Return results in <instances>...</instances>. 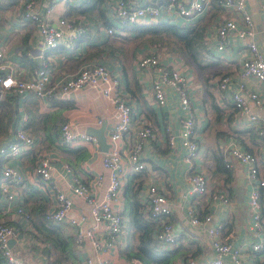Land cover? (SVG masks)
<instances>
[{"label":"crops","instance_id":"obj_1","mask_svg":"<svg viewBox=\"0 0 264 264\" xmlns=\"http://www.w3.org/2000/svg\"><path fill=\"white\" fill-rule=\"evenodd\" d=\"M23 1L0 0V43L14 74L28 79L31 70L45 64L56 79L63 73L76 72L87 63L102 64L125 83L126 99L133 100L136 110L151 122L155 137L143 146L142 157L147 172L142 174L143 182L140 186L145 187L149 183L161 186L174 202L169 219L177 243L168 247L176 249L173 252V264H179L184 256H193L196 264L212 260L213 250L207 229L218 225L221 226L222 241L241 251L242 264H264V247L256 252L250 248L254 242L249 229L247 208L251 185L241 166L235 165L233 171L228 172L222 164L225 158L223 146L230 136L243 149L256 155L264 144L254 127L233 112L228 97L229 90L235 89L241 62L247 56L245 44L248 40H241L232 32L222 51L215 48V34L219 24L228 18L241 26L240 15L219 11L212 1L209 8L190 18L182 17L174 11H162L156 19L140 18L132 26L123 28L121 34L109 35L107 27L116 28L112 10L117 0H84L75 3V6L62 0H36L41 13L51 5L53 20L74 19L76 24L87 29V35L75 41L73 50L62 46L45 50L35 25L20 20L18 9ZM246 4L254 23V40L264 54V0H247ZM166 26L180 33L189 32L194 35L188 46L189 52H185L187 47L182 41L165 31ZM153 55L158 56L165 66L175 68L186 76L187 94L199 127V156L195 160V167L206 174L209 193L223 195L227 199L226 203L218 201L211 208L210 222L197 227L189 224L186 210L193 206L203 215L209 203L203 197H199L196 203L194 199H181V194L188 189L187 164L181 161L178 119L182 112L176 95L168 92L165 105L158 106L151 91V82L156 79L153 71L145 69L139 77L136 74V60L141 56ZM221 75L231 76L232 82L226 93H221L218 88ZM244 84L247 91L257 93L264 100V85L253 77L245 78ZM114 113L113 104L100 94L98 87L86 86L71 90L49 101L35 99L32 95L23 99L12 94L0 95V146L20 125L34 138V144L26 153L8 161L23 175V185L18 193L22 196L23 208L29 218L18 214L14 203L0 194V219L18 229L11 248L13 254L26 264L84 263L87 257L86 246L75 244L74 227L65 224L64 232L56 231L65 242L64 252L57 251L45 240L49 237L46 231H55L43 218L46 211L52 210L53 198L49 191L39 188L33 168L38 156L49 157L57 169L53 176L57 189L69 195L73 177L87 182L96 173H100L104 180L97 195H101L107 185V176L101 167L102 153L95 152L92 144L85 141L69 146L60 145L59 129L61 122L66 119L72 120L79 130L86 133L91 129L99 131L103 128L106 143L109 144L107 133L114 123ZM98 120H102V123L97 124ZM166 122L171 124V133L175 139L174 151L166 143L167 136L163 132ZM4 163L0 160V175ZM62 163H66L70 171L62 169ZM125 169L127 177L132 174L127 165ZM258 169L259 177L264 180V162H259ZM141 188L137 194L139 201L145 194L144 188L143 191ZM261 189L264 190V187L259 189V193ZM71 197L72 216L88 213L89 207L82 199L75 195ZM119 207L126 216L123 196ZM261 218L264 235L263 204ZM136 243L137 233L131 232L128 219L123 236L107 253L100 256L110 264H145L127 253L134 249ZM0 264H3L1 258ZM224 264L233 263L229 257H225Z\"/></svg>","mask_w":264,"mask_h":264},{"label":"built area","instance_id":"obj_2","mask_svg":"<svg viewBox=\"0 0 264 264\" xmlns=\"http://www.w3.org/2000/svg\"><path fill=\"white\" fill-rule=\"evenodd\" d=\"M70 6L82 3L84 0H62ZM212 1L219 11L236 13L240 15L241 26L234 20H223L216 29L215 48L222 51L228 44L229 34L235 32L239 39L246 42L247 56L241 62L238 72V81L235 89L229 90V101L239 117L244 118L250 126H253L256 134L264 142V100L255 92L245 89L244 80L247 77L255 78L264 85V54L259 49L255 38V28L252 17L247 9V0H117L113 8L114 26L107 27L109 35L121 34L122 29L138 22L140 18L156 19L162 11H174L178 15L190 18L211 6ZM264 8V5L262 6ZM20 20L23 23H33L36 32L44 45L45 50H51L62 46L64 49L73 50L74 43L79 37L87 35V29L76 24L74 19L51 17L52 7H47L44 13L38 10L36 0H24L18 9ZM64 38H66L64 40ZM145 69H151L155 80L151 82V91L158 106L162 107L166 102L168 92L175 94L182 115L178 119L179 145L182 149L181 161L187 164L186 183L188 189L181 194V199L187 201L203 197L209 203L207 212L200 215L190 206L187 208L189 224L197 227L200 224L211 221V208L218 201L226 203L223 195L211 194L208 189V179L203 171L195 167V160L199 156L198 134L199 127L191 108L187 94V78L176 70L165 66L158 56H141L136 60V74ZM230 75H221L218 88L221 93H226L231 84ZM98 87L100 94L109 100L115 109L114 123L108 128V145L105 150L100 148L97 138L81 131L70 119L61 122L58 143L69 146L80 141L89 142L95 152L102 153L101 167L107 176V185L101 195L97 192L104 180L100 173H96L89 181H82L79 177H73L70 183V195L57 189L53 176L57 169L50 158L38 156L34 164V174L41 190L49 191L53 198L52 210L46 211L43 218L51 229L64 232L65 224L76 229L74 242L77 245L86 246L87 257L83 264H110L101 258L100 254L107 253L126 231L128 219L121 213L119 207L123 196V189L127 182L125 166L131 173L145 174L147 165L142 157L143 146L155 137L151 122L136 110L133 100H127L125 83L102 64L87 63L73 73H63L54 79L50 68L45 64L33 69L28 79H22L13 73L10 63L6 60L0 43V95L12 94L18 99L32 95L35 99L52 100L57 96L66 94L71 90L83 87ZM129 99V98H128ZM102 123L98 120L97 124ZM166 134V143L169 149L175 150V139L172 135L170 122L163 126ZM223 150L224 168L233 171L235 165L242 167L246 180L251 185L247 196V208L249 211L250 231L254 242L250 246L252 251H260L264 247V235L262 234V203L259 189L264 187V180L259 177L258 164L264 162V144L259 154H253L243 149L234 137H228ZM34 144V138L20 125L15 132L0 146V160L5 163L0 175V194L14 203L16 212L27 218L29 215L23 208L22 196L18 191L23 185V175L8 161L17 158L27 152ZM61 168L70 171L66 163ZM142 187V188H141ZM143 188L145 194L139 201L140 211L143 216L154 223L155 237L167 244V247L177 243L170 217L173 213L174 202L168 198L163 187L149 183ZM16 189V191H15ZM71 195L82 199L89 207L88 213L72 216L73 200ZM220 225L207 229L213 259L205 264H224V258L229 257L233 264H242V253L239 249L232 248L230 244L222 241ZM18 234L15 225L0 219V258L3 264H26L13 254L9 241ZM179 264H196L193 256H185Z\"/></svg>","mask_w":264,"mask_h":264},{"label":"trees","instance_id":"obj_3","mask_svg":"<svg viewBox=\"0 0 264 264\" xmlns=\"http://www.w3.org/2000/svg\"><path fill=\"white\" fill-rule=\"evenodd\" d=\"M165 29L166 32L169 31L172 37L182 41L185 47H187L185 52H189L188 46L194 38L193 34L189 32L180 33L169 26H166ZM142 182V174L132 173L127 177V182L123 189L124 213L129 219V228L131 232L137 233V243L134 249L129 250L127 253L130 257L142 260L145 264H173V252L176 251V249L174 247V249H168L166 243L155 237L154 223L144 217L143 213L140 211L137 194ZM263 192L264 190L261 189L260 200L264 205ZM46 233H48L49 237H46L45 240H48L57 251L64 252L66 245L60 234L56 231H46Z\"/></svg>","mask_w":264,"mask_h":264},{"label":"water","instance_id":"obj_4","mask_svg":"<svg viewBox=\"0 0 264 264\" xmlns=\"http://www.w3.org/2000/svg\"><path fill=\"white\" fill-rule=\"evenodd\" d=\"M103 132H104V129H103V128L100 129L99 131H95V129H91L90 131H87V133H88L89 135L95 136V137L98 139V141H99V143H100V148H101L102 150H105V149H107V148L109 147V145L106 143V139H105V137H104ZM13 242H14L13 239H11V240L9 241V246H10V247H11V245L13 244Z\"/></svg>","mask_w":264,"mask_h":264},{"label":"rangeland","instance_id":"obj_5","mask_svg":"<svg viewBox=\"0 0 264 264\" xmlns=\"http://www.w3.org/2000/svg\"><path fill=\"white\" fill-rule=\"evenodd\" d=\"M174 258H175V255H174Z\"/></svg>","mask_w":264,"mask_h":264}]
</instances>
